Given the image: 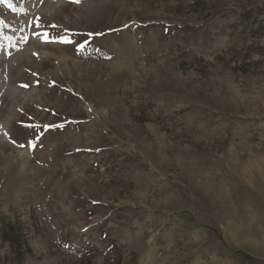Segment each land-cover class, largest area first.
Returning <instances> with one entry per match:
<instances>
[{"label":"rangeland","instance_id":"374dc122","mask_svg":"<svg viewBox=\"0 0 264 264\" xmlns=\"http://www.w3.org/2000/svg\"><path fill=\"white\" fill-rule=\"evenodd\" d=\"M114 254L264 264V0H0V264Z\"/></svg>","mask_w":264,"mask_h":264},{"label":"trees","instance_id":"16d2710c","mask_svg":"<svg viewBox=\"0 0 264 264\" xmlns=\"http://www.w3.org/2000/svg\"><path fill=\"white\" fill-rule=\"evenodd\" d=\"M113 264H122V258L120 254L119 255L114 254Z\"/></svg>","mask_w":264,"mask_h":264},{"label":"snow or ice","instance_id":"6c2138e0","mask_svg":"<svg viewBox=\"0 0 264 264\" xmlns=\"http://www.w3.org/2000/svg\"><path fill=\"white\" fill-rule=\"evenodd\" d=\"M73 2H79V0H73ZM63 42H64V43H70V41H69V40H66V39L63 40Z\"/></svg>","mask_w":264,"mask_h":264}]
</instances>
